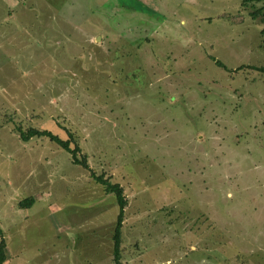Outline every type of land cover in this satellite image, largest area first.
<instances>
[{"label": "rangeland", "instance_id": "obj_1", "mask_svg": "<svg viewBox=\"0 0 264 264\" xmlns=\"http://www.w3.org/2000/svg\"><path fill=\"white\" fill-rule=\"evenodd\" d=\"M260 6L0 0L3 264H114V196L17 124L122 186L120 264H264Z\"/></svg>", "mask_w": 264, "mask_h": 264}, {"label": "trees", "instance_id": "obj_2", "mask_svg": "<svg viewBox=\"0 0 264 264\" xmlns=\"http://www.w3.org/2000/svg\"><path fill=\"white\" fill-rule=\"evenodd\" d=\"M251 3H261L260 8L254 10L251 13V16L255 17L258 13L262 12L261 14L264 15V0H242V5L251 4ZM215 64L219 67H223V65L216 61ZM260 71H263L262 68H259ZM10 119V118H9ZM14 133L18 137L21 142H27L32 138H45L49 142L54 143L56 146L61 148L63 151L68 153L71 158V163L73 165L79 166L86 172H88L89 177L97 184L102 186L103 192L105 194H111L114 196V200L116 206L118 208V213L115 220V226L113 229V234L111 237L113 246H112V260L114 264H120V244H121V228L124 218V209L127 205V200L123 193V188L117 183H113L110 181L109 177H105L103 174H95L92 169H90L86 157L80 154V149L76 143L71 146L70 139H61L57 135L52 134L50 131L39 129L36 127H26L22 128L20 124H17L14 127ZM70 136V135H69ZM33 199L31 197L24 199L22 201H18L17 206L18 208H23L31 205L33 203ZM5 240L1 237L0 233V264L7 259V255L5 253Z\"/></svg>", "mask_w": 264, "mask_h": 264}]
</instances>
